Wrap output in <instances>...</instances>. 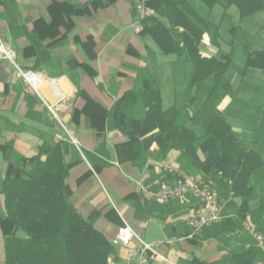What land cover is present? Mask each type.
<instances>
[{
  "label": "crops",
  "instance_id": "1",
  "mask_svg": "<svg viewBox=\"0 0 264 264\" xmlns=\"http://www.w3.org/2000/svg\"><path fill=\"white\" fill-rule=\"evenodd\" d=\"M140 21L133 0H0L3 39L23 69L39 74L41 93L80 144L79 149L10 63L0 60V264L5 236L12 232L2 184L40 158L43 144L58 142L69 164L70 202L113 245L109 264H125L137 247L135 240L113 244L124 221L146 243H163L149 264H239L235 255L262 250L245 225L258 227L264 213L255 218L250 208L242 220V201L231 197L226 184L214 185L224 202L222 221L196 234L187 222L198 204L192 194L156 198L161 188L202 173L176 146L161 151L158 128L144 129L145 94L157 89L168 117L183 114L189 127L200 117V105L193 100L192 73L187 86V74L168 66L181 58L161 55L136 32ZM202 45L216 49L207 55L201 46L204 56L217 54L207 37ZM198 157L205 158L201 149ZM162 163L168 169L159 172Z\"/></svg>",
  "mask_w": 264,
  "mask_h": 264
},
{
  "label": "trees",
  "instance_id": "2",
  "mask_svg": "<svg viewBox=\"0 0 264 264\" xmlns=\"http://www.w3.org/2000/svg\"><path fill=\"white\" fill-rule=\"evenodd\" d=\"M218 3L226 9L236 6L241 18L264 14V0L147 1L153 13L142 20L140 34L151 39L161 55L187 58L192 66L193 100L202 97L204 102L200 101V120L195 119L189 127L183 122L186 120L183 114L168 117L160 92L149 87L143 127L158 128L155 141L163 153L176 146L191 156L208 186L215 189V182L226 184L231 197L241 199L239 214L246 220L253 193L250 179L262 166V159L255 149L243 144L228 120V117L240 119L244 112L231 115L228 107L221 109L226 99L230 105L234 104L238 89L228 74L230 55L220 47L221 30L211 21L212 10ZM258 26L255 37L234 28L232 44L240 32L247 43L248 59L240 73L243 80H248L246 74L252 70L262 69L258 65L264 63V23ZM205 37L218 48L214 56L207 57L201 52ZM250 85L254 86L249 87L250 91L257 89L256 84ZM200 149L205 153L202 160L198 157ZM39 155L44 159L37 158L19 168L1 187L5 221L12 227L4 240V264H109L113 245L70 202L66 182L69 164L62 143L43 144ZM262 223L261 230L253 228L264 238V220ZM233 258L239 264H259L264 262V251L251 250Z\"/></svg>",
  "mask_w": 264,
  "mask_h": 264
},
{
  "label": "rangeland",
  "instance_id": "3",
  "mask_svg": "<svg viewBox=\"0 0 264 264\" xmlns=\"http://www.w3.org/2000/svg\"><path fill=\"white\" fill-rule=\"evenodd\" d=\"M211 21L221 30L220 47L224 52L230 55L231 64L228 74L229 77L232 78L234 88L236 90L238 89V92L234 97V104L230 105V100L226 99L221 105V109L228 106L231 110V115L233 112H244L242 113L240 121L233 120L230 117H228V120L232 125L233 121L239 122H235V127L238 129L237 131L240 140L245 146L255 149L262 159V166L253 173L250 179L253 193L249 198V204L252 212L251 215L257 218L259 214L263 216L264 213V71H262V69H264V63L258 65L259 67H262V69H258L257 71L252 70L246 74L247 78H245L248 80L241 79L240 73L244 69V65L248 59L245 47L247 43L240 36L241 32L234 44H232V38L234 28H239L241 29L240 31H245L251 37H255L259 31L258 25L264 23V14L261 13L256 17L241 18L240 12L236 6L226 9L222 4L218 3L212 10ZM262 32H264V30ZM207 38L209 39V37ZM260 41H263V39ZM205 47L206 46L202 45V51L204 54L211 55L216 52V49L212 47L205 51ZM173 59H175L174 56L167 57V60L169 61H172ZM263 61L264 60H262V62ZM168 66H171L172 71L174 72H185L187 74L186 83L188 86L192 73V66L187 58L183 57L179 62L174 64L172 62ZM242 82L244 84L241 88L240 84ZM252 83L256 84L257 91L249 90V87L252 86L250 84ZM181 87L184 88L185 91L188 90L186 89V85L184 87V84H182ZM252 88H254V86H252ZM200 101L204 102V98L203 100L202 97L198 98V105L201 104ZM249 105L251 107H249ZM196 120L199 121L200 119L196 118ZM198 134H201L200 129H198ZM257 226L261 230L263 223H258Z\"/></svg>",
  "mask_w": 264,
  "mask_h": 264
},
{
  "label": "built area",
  "instance_id": "4",
  "mask_svg": "<svg viewBox=\"0 0 264 264\" xmlns=\"http://www.w3.org/2000/svg\"><path fill=\"white\" fill-rule=\"evenodd\" d=\"M147 1L148 0H133L141 17V21L137 26H135V30L138 33L141 31L142 20L153 13L152 9L147 6ZM0 60L10 63L22 80L43 101L44 105L49 109L50 114H52V116L58 121L60 127L68 135L70 140L80 149L79 142L74 138L68 126L60 120L57 110L46 101L43 94L41 93L43 81L39 74L33 70H26L21 67L17 61L16 52L8 43L5 42L1 33ZM52 82V85H55V82ZM157 169L159 172H164L168 169V165L166 163L159 164ZM187 194H192L193 197L198 201L197 207L192 211L187 219V222L193 229L194 234L200 232L206 227L218 224L222 221L224 202L221 201L219 193L205 183V180L202 176L187 177L177 186H165L161 188V190L155 196L158 200L165 201L175 197L182 198ZM245 229L264 251V238L259 235L254 230V228L251 227V225L246 224ZM133 240L137 242V247L133 249L130 255L126 258L125 264H149L151 261H154L159 257L158 247L163 243H146L139 235L134 232L128 223L124 221V226L119 230V233L114 239L113 244L128 246ZM170 243H173V241ZM169 264L174 263L169 262ZM259 264H264V262Z\"/></svg>",
  "mask_w": 264,
  "mask_h": 264
}]
</instances>
